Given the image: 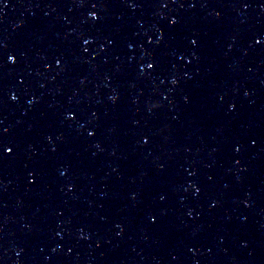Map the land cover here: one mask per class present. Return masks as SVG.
I'll return each instance as SVG.
<instances>
[{
  "label": "water",
  "instance_id": "water-1",
  "mask_svg": "<svg viewBox=\"0 0 264 264\" xmlns=\"http://www.w3.org/2000/svg\"><path fill=\"white\" fill-rule=\"evenodd\" d=\"M6 2L0 264H264V0Z\"/></svg>",
  "mask_w": 264,
  "mask_h": 264
},
{
  "label": "snow or ice",
  "instance_id": "snow-or-ice-1",
  "mask_svg": "<svg viewBox=\"0 0 264 264\" xmlns=\"http://www.w3.org/2000/svg\"><path fill=\"white\" fill-rule=\"evenodd\" d=\"M0 5L6 7V6H7V2H6V0H0ZM82 5H83V0H82ZM97 6H98L97 3H94V2L91 3V7H92L93 9L96 8ZM130 6L135 7L136 5H135V4H130ZM161 6H163V7H167V4L164 3V4H162ZM193 6H194V5H193ZM248 6H249V5H248L247 3L244 4V7H248ZM181 7H183V5H181ZM217 15H219V13H217ZM89 17H90L92 20H97V19H99V17H98V15H97L96 12H89ZM176 23H177V21H176L174 18L169 20V24H170V25H175ZM81 39H82L83 45H88V44L92 41L93 38H92L91 36H88L87 38L81 37ZM149 43H151V40H149ZM159 43H160V39H157V44H159ZM189 43H190L191 45L195 46V45L198 43V41H197L196 39H194V38H189ZM254 43H255L256 45L264 44V35H261V36H259V37H257V38H254ZM83 51H84V52H87V51H88L87 47H84ZM4 55H6V60H7V62H9V63H15V62H16L17 57H16L15 55H13V54H0V60L3 59V56H4ZM148 56L150 57L151 62H148V63H146V65L141 66V67L139 68V71H140L141 73H143V72L145 71V68H147V69H152V68H154V67L156 66L157 61H156L154 55H153L152 53H148ZM62 59H63L62 57L56 59V64H57V65H61V64H62ZM0 67H2V64H0ZM172 83L175 84V83H176V80L173 79V80H172ZM17 99H18V98H17L16 95H12V96H11V100L15 101V100H17ZM112 99L114 100L115 97H112ZM156 106H159V105H158V104H157V105H153V107H156ZM234 107H235V105H229V109H230V110L233 109ZM67 118H68V119H74V118H75L74 113L69 112V113L67 114ZM7 131H8V130H7L6 128L3 129V132L0 133V135H3V133H6ZM87 134H88L89 136H92V135H94V131H88ZM143 142H144V143H148V138H147V137H144ZM13 150H14L13 146H10V145H8L7 143H4L2 140H0V156H5V155H8V154H11V153L13 152ZM236 151H239V148H238V147L236 148ZM237 163H239V161H237ZM62 174H63V173H62ZM34 176H35V174H34L33 172H29V173H28V177H29V181H30V182H31L32 179H34ZM71 187H72V186L69 185V189H71ZM193 187L195 188V192H194L193 194L195 195V194L199 193L200 189H199V188H196L195 185H193ZM160 198H161L162 200L164 199L163 196H161ZM189 215H191L190 212H189ZM151 219H152L153 222H154L155 219H156V217H155L154 215H152V216H151ZM117 227H119V225H117ZM57 235H59V233H57ZM173 259H175V257H173Z\"/></svg>",
  "mask_w": 264,
  "mask_h": 264
}]
</instances>
